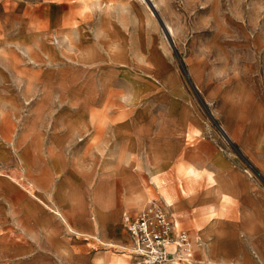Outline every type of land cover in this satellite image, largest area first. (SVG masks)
Listing matches in <instances>:
<instances>
[{
  "label": "rangeland",
  "instance_id": "374dc122",
  "mask_svg": "<svg viewBox=\"0 0 264 264\" xmlns=\"http://www.w3.org/2000/svg\"><path fill=\"white\" fill-rule=\"evenodd\" d=\"M118 34L126 49L112 55ZM168 100L203 133L180 132L179 157L137 171L132 197L113 182L109 229H79L66 209L43 235L63 175L52 163L79 164L80 204L93 183L100 202L123 173L113 127L142 106L161 116ZM78 127L58 151L51 134ZM150 198L194 240V260L171 264H264V0H0V264H132L122 216Z\"/></svg>",
  "mask_w": 264,
  "mask_h": 264
},
{
  "label": "crops",
  "instance_id": "0c3cea01",
  "mask_svg": "<svg viewBox=\"0 0 264 264\" xmlns=\"http://www.w3.org/2000/svg\"><path fill=\"white\" fill-rule=\"evenodd\" d=\"M118 35L119 36H115V38H113V41H111L109 44V53H111L112 55H121L126 49L124 45L125 42L122 36L120 34ZM226 96L229 101L232 100V103L238 101L239 99L238 97H233L229 94H227ZM166 102V106L163 105V108L165 109L162 112L161 116L160 114H152L149 109H145L146 107L142 106L133 110L132 114L129 117H126L122 122L113 127L112 135L114 136L115 141L118 143L120 140L118 139V137L122 138V141L119 143L117 149L118 154H120V156H123L122 158H124V165H120V170L123 172L120 179L111 180L109 188L103 190L102 192L103 195L107 198L108 202L103 199V195L100 197V202H98L99 198H97V192L99 190L96 189L95 184L93 183L92 185L94 187H91L89 189L87 188V195L83 193L82 204H80L79 196H81V193H79L78 189H76L78 188V181L75 182L74 185L72 182H70L69 177L70 174L74 172V170L79 172V164L74 165V163L67 162L66 160H64V158H60L59 163H52V167L60 169L63 175L58 180L57 186L54 191V204L49 205L43 201L44 206H46V209L43 210L42 222L40 224V231L43 235L49 238L55 232L56 224L61 222H66L67 224V221L62 214V212L66 211V209L69 210L70 218L72 219L74 226H77L79 229L85 228V230L89 232L109 229V226H107L108 224H106L104 221V208L108 206L109 203H111L110 198L112 197L111 188L113 182L119 181V187L122 186L127 198L130 197L131 195L126 191V187H128L131 184V181H134L135 179L139 182L137 171L154 169L156 167L165 169L168 165H170V163H174L176 161V159L181 154L183 145H185L187 141V136H184L185 134L180 135V132H184V130H186L185 133H187L188 131H190V128L195 129V127L201 126L202 129L200 134L203 133V131L205 130L204 122L201 121L197 116L192 115L188 104L182 103L181 106H178L175 101L168 100ZM177 107L178 114H170L172 112L175 113ZM225 127H222L224 131L226 133L229 132L230 129L228 128V126L226 125ZM70 132L71 135L78 136L80 133L79 127L76 132H74L73 130H68L51 134V141L56 145V149L58 151L62 149L60 145L65 141V137H67L68 134L70 135ZM198 135L199 134H196L195 138H199ZM80 139L81 138H79V140ZM208 144V140H206L205 138L203 140L201 138V140H199L194 147L199 150L200 148L202 149L206 147ZM119 149L121 152L119 151ZM199 156L200 155L192 154V152L188 150L187 152H184L183 157L188 162H192V159H196ZM139 163L140 166L138 167ZM213 168L216 171H222L228 179L231 178V175L229 174V172H227L230 171V169L223 170L217 167ZM48 169L50 170L51 167ZM49 170H47L45 174L48 175ZM231 183L232 191H234L238 186L237 182L234 183L231 181ZM31 195L35 196L34 193H31ZM99 203L100 206L98 207ZM79 204L82 206H80ZM144 206L142 208H144ZM91 210H93L97 214L98 218L95 221H92L89 216V212ZM136 213L137 212L127 214L134 216ZM174 219L177 221L175 217ZM177 224L179 227L187 230V232L191 236V233L187 228L179 225L178 221Z\"/></svg>",
  "mask_w": 264,
  "mask_h": 264
},
{
  "label": "built area",
  "instance_id": "2783aa9c",
  "mask_svg": "<svg viewBox=\"0 0 264 264\" xmlns=\"http://www.w3.org/2000/svg\"><path fill=\"white\" fill-rule=\"evenodd\" d=\"M122 222L130 240L132 264L194 260V240L157 199L147 200L134 216L124 213Z\"/></svg>",
  "mask_w": 264,
  "mask_h": 264
},
{
  "label": "bare ground",
  "instance_id": "6f19581e",
  "mask_svg": "<svg viewBox=\"0 0 264 264\" xmlns=\"http://www.w3.org/2000/svg\"><path fill=\"white\" fill-rule=\"evenodd\" d=\"M154 6H155V5H154ZM166 28H167V30H168V33L171 34V33H172V29H171L169 26H167V25H166Z\"/></svg>",
  "mask_w": 264,
  "mask_h": 264
}]
</instances>
